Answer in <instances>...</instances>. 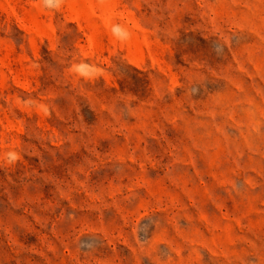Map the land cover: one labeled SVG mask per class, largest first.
Instances as JSON below:
<instances>
[{
    "label": "rangeland",
    "instance_id": "rangeland-1",
    "mask_svg": "<svg viewBox=\"0 0 264 264\" xmlns=\"http://www.w3.org/2000/svg\"><path fill=\"white\" fill-rule=\"evenodd\" d=\"M0 264H264V0H0Z\"/></svg>",
    "mask_w": 264,
    "mask_h": 264
},
{
    "label": "clouds",
    "instance_id": "clouds-1",
    "mask_svg": "<svg viewBox=\"0 0 264 264\" xmlns=\"http://www.w3.org/2000/svg\"><path fill=\"white\" fill-rule=\"evenodd\" d=\"M42 2L46 5V6H52L53 4H59L61 2V0H42ZM82 66H77V69L79 70V68ZM18 158L17 154L12 152V153H8V159L10 162H14L16 159Z\"/></svg>",
    "mask_w": 264,
    "mask_h": 264
}]
</instances>
